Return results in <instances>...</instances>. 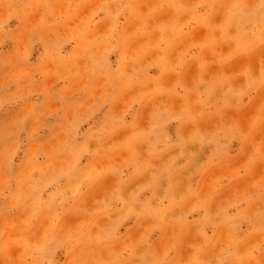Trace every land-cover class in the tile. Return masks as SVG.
I'll return each instance as SVG.
<instances>
[{"label": "rangeland", "instance_id": "obj_1", "mask_svg": "<svg viewBox=\"0 0 264 264\" xmlns=\"http://www.w3.org/2000/svg\"><path fill=\"white\" fill-rule=\"evenodd\" d=\"M0 264H264V0H0Z\"/></svg>", "mask_w": 264, "mask_h": 264}]
</instances>
